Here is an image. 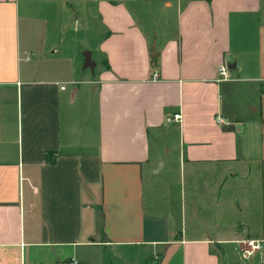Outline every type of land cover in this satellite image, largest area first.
I'll use <instances>...</instances> for the list:
<instances>
[{
	"label": "crops",
	"instance_id": "0c3cea01",
	"mask_svg": "<svg viewBox=\"0 0 264 264\" xmlns=\"http://www.w3.org/2000/svg\"><path fill=\"white\" fill-rule=\"evenodd\" d=\"M43 2L0 0V264H264V0L100 1L83 80Z\"/></svg>",
	"mask_w": 264,
	"mask_h": 264
},
{
	"label": "rangeland",
	"instance_id": "374dc122",
	"mask_svg": "<svg viewBox=\"0 0 264 264\" xmlns=\"http://www.w3.org/2000/svg\"><path fill=\"white\" fill-rule=\"evenodd\" d=\"M44 1L38 4L35 10L45 17L44 28L48 34V44L58 45L59 52L73 58L78 79L92 78L90 69L83 70L84 53L91 52L92 60H99L98 46L104 31L97 14V6L100 1L110 0ZM126 5L140 17L139 23L143 29L150 30L160 23V16L163 14L161 0H129ZM149 19H152V22L148 21Z\"/></svg>",
	"mask_w": 264,
	"mask_h": 264
},
{
	"label": "built area",
	"instance_id": "2783aa9c",
	"mask_svg": "<svg viewBox=\"0 0 264 264\" xmlns=\"http://www.w3.org/2000/svg\"><path fill=\"white\" fill-rule=\"evenodd\" d=\"M228 73H229V69L227 66H220L218 68V80L219 81H225L228 79ZM181 119V116L179 113L174 114L171 118H167V123H179ZM216 123L217 124H221L223 123L222 118L217 117L216 118ZM243 245L248 248L245 249L244 254H246L247 256H251L253 254L254 251L256 250H260L264 247V238L263 239H258V240H249L247 242H243ZM64 264H77V261L74 258H71L70 260H68L67 262H65Z\"/></svg>",
	"mask_w": 264,
	"mask_h": 264
},
{
	"label": "water",
	"instance_id": "95a60500",
	"mask_svg": "<svg viewBox=\"0 0 264 264\" xmlns=\"http://www.w3.org/2000/svg\"><path fill=\"white\" fill-rule=\"evenodd\" d=\"M84 58H85V66L92 67L93 63L90 61V54L88 51L84 53Z\"/></svg>",
	"mask_w": 264,
	"mask_h": 264
}]
</instances>
